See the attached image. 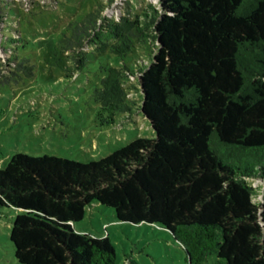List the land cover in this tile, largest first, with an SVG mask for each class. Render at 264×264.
Returning a JSON list of instances; mask_svg holds the SVG:
<instances>
[{
    "label": "trees",
    "instance_id": "1",
    "mask_svg": "<svg viewBox=\"0 0 264 264\" xmlns=\"http://www.w3.org/2000/svg\"><path fill=\"white\" fill-rule=\"evenodd\" d=\"M160 3L154 47L138 18L100 11L63 40L70 52L88 42L120 58L148 46L135 73L103 67L93 97L99 126H115L132 109L124 80L137 76L155 136L89 162L14 153L0 168V207L18 211V263L119 264L108 236L74 228L103 206L118 222L167 230L187 264H264V203L249 183L264 180V0ZM88 52L75 57L81 66Z\"/></svg>",
    "mask_w": 264,
    "mask_h": 264
},
{
    "label": "rangeland",
    "instance_id": "2",
    "mask_svg": "<svg viewBox=\"0 0 264 264\" xmlns=\"http://www.w3.org/2000/svg\"><path fill=\"white\" fill-rule=\"evenodd\" d=\"M93 11L111 20L138 18L152 46L157 45L153 18L162 14L160 0H0V168L16 152L89 162L136 138L155 136L141 111L137 76L124 80L131 111L119 113L115 126H99L93 93L101 84L103 67L126 66L135 73L146 66L150 50L144 45L120 58L110 52L97 54L88 42L73 52L63 48V40ZM83 52L88 53L81 66L75 57ZM249 183L253 200L264 203V180ZM17 213L0 207V264H20L9 240ZM74 228L93 237L108 236L119 264H187L185 251L167 230L118 222L107 207L87 208Z\"/></svg>",
    "mask_w": 264,
    "mask_h": 264
},
{
    "label": "water",
    "instance_id": "3",
    "mask_svg": "<svg viewBox=\"0 0 264 264\" xmlns=\"http://www.w3.org/2000/svg\"><path fill=\"white\" fill-rule=\"evenodd\" d=\"M140 89H141V92H142V95H143V91H142V88H141V86H140Z\"/></svg>",
    "mask_w": 264,
    "mask_h": 264
}]
</instances>
